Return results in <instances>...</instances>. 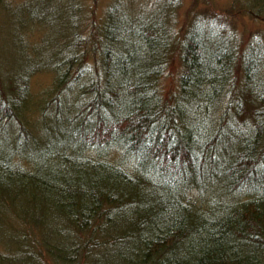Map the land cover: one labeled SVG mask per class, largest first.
<instances>
[{
    "label": "trees",
    "instance_id": "16d2710c",
    "mask_svg": "<svg viewBox=\"0 0 264 264\" xmlns=\"http://www.w3.org/2000/svg\"><path fill=\"white\" fill-rule=\"evenodd\" d=\"M235 3L264 19V0ZM164 10L128 15L117 2L87 36L52 37L55 64L0 70V195L35 210L23 230L57 251L41 256L53 263L115 246L110 264H264V80L251 69L262 40L246 44L213 15L179 32ZM46 67L51 93L31 102L30 78ZM165 73L178 85L167 93Z\"/></svg>",
    "mask_w": 264,
    "mask_h": 264
},
{
    "label": "rangeland",
    "instance_id": "374dc122",
    "mask_svg": "<svg viewBox=\"0 0 264 264\" xmlns=\"http://www.w3.org/2000/svg\"><path fill=\"white\" fill-rule=\"evenodd\" d=\"M243 1L247 2V0ZM73 2L74 0H0V70L2 73L7 74V72L19 68L22 71L26 70L38 61H43L42 59L46 62L50 61L51 65L55 64L61 57V54L57 53L60 44L53 43L52 37H54V41L71 42L73 38L71 34L75 30L85 32L84 35L87 36L91 33L90 27H87L91 16L96 20V23L102 22L106 18V12L117 2H121L123 11L125 10L128 15H138L141 12L153 15L151 13L164 9L167 12L174 10L176 20H178L176 27L179 32L183 28L185 30L193 19H197L196 15L198 18L206 19L207 22H211L212 17L210 16H218L228 26H231L233 22L246 44L262 40L264 49V19L244 13L242 9L244 7L236 4L235 0H78V4L82 5L83 9L76 16L72 15L70 10ZM29 10L36 19L27 17ZM226 17L231 19L227 20ZM33 23L40 25L32 26ZM39 27L43 29V32H40ZM96 33L98 35V27ZM246 44L243 43L240 47L245 48ZM179 60V55L175 56L173 69L178 68ZM258 68L260 69V80L263 82L264 56L260 58ZM53 75L48 67L33 72L30 78L31 102L34 100L37 102L40 98L42 100L45 94L47 95L49 91L51 93ZM243 75L244 73L241 72V76ZM0 78L6 77L1 75ZM167 83L173 87L174 78L169 76ZM33 110L30 114L35 120L38 112ZM25 208L31 209L32 207L22 206L20 203L9 205V202L0 196V234L4 235V241H2L4 245L12 246L15 242L5 238L7 234L17 235L18 230L13 227L14 224L30 217L24 216ZM18 244L20 243L18 242ZM114 249L115 246H110L96 250L91 262L88 261L87 264H110L105 256L109 257ZM0 264H28V262L14 263L3 260Z\"/></svg>",
    "mask_w": 264,
    "mask_h": 264
},
{
    "label": "bare ground",
    "instance_id": "6f19581e",
    "mask_svg": "<svg viewBox=\"0 0 264 264\" xmlns=\"http://www.w3.org/2000/svg\"><path fill=\"white\" fill-rule=\"evenodd\" d=\"M154 13V12H153ZM152 13V14H153ZM144 14H148V13H144ZM139 15V14H138ZM137 15V16H138ZM208 28L211 27V25H207ZM250 44H252V42H249ZM172 54H174V56H178L179 55V49H178V45L176 44H173L172 46ZM198 59L199 61L200 60H203L201 55L198 56ZM181 60H179V66L178 68H176V72L182 70V65H181ZM251 69L255 70V73L259 74V71L260 69L258 68V65L257 67H253L251 66ZM259 77V75H257ZM261 78V76L259 77V79ZM169 80V74L168 73H165L161 76V78H159V81H160V87L166 91V89H177L178 85H176V81L174 79V85L173 87H171V85L169 83H167V81ZM242 118V112L239 113V119ZM12 134L9 133V138H12L13 136H11ZM232 138V137H231ZM216 142H219L218 145H221L223 147H227V149L229 148H233V147H237V148H240V149H243V146L245 145L244 142L242 143L241 142H238L239 144L236 145V143H234L236 141V138L234 139H231V142L227 141L225 138H218V139H215ZM220 141H223L222 143ZM241 145V146H239ZM235 150H230V153L229 154H232L234 155L235 153H233ZM259 160H257V162L255 163H258ZM252 164H254V161L252 162ZM252 164H250L249 166H251ZM260 164V162L258 163V165ZM230 172V175H233L235 172V169H234V172ZM2 196V194L0 195ZM4 196L7 198L8 202H9V205L11 204H14L15 203H18V201L14 200L13 198L15 197L13 191L9 190V192H6L4 193ZM22 206H25V204H22L20 203ZM24 216H29V215H32V214H36L35 210H33L32 208L29 209V208H25L24 212H23ZM18 217H20L18 215ZM16 228V230H18V233L17 235L16 234H10V235H6L5 238H8L9 240H12V241H15L12 246H9V245H4V243L2 241H4V235L3 234H0V262H2L3 260H6V261H9V262H18V261H24V262H28V264H56V263H53V261L50 260V258H46L45 257H41V256H47L49 255L50 257H52L53 259H56L57 258V251L55 249H51V250H47L45 248L46 245L43 243V240H37L35 238H31V237H27L29 236V234H26L25 232L27 230H23L24 228V225L22 223V220L19 222H16L14 224V226ZM18 242L20 244H18ZM47 254V255H46ZM67 256V255H66ZM69 258V256H68ZM47 259L49 261H47ZM86 260H82L81 263L82 264H85L87 262H85ZM91 262V260L89 261ZM80 263V264H81Z\"/></svg>",
    "mask_w": 264,
    "mask_h": 264
}]
</instances>
